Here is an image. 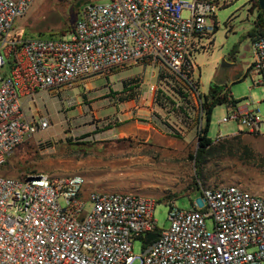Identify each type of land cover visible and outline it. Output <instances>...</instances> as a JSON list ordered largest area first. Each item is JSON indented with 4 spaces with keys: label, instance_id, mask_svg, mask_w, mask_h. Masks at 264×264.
<instances>
[{
    "label": "built area",
    "instance_id": "built-area-1",
    "mask_svg": "<svg viewBox=\"0 0 264 264\" xmlns=\"http://www.w3.org/2000/svg\"><path fill=\"white\" fill-rule=\"evenodd\" d=\"M33 1L0 0V167L48 128L44 118H25L21 96L71 89L90 76L137 65L187 81L190 51L212 35L220 4L90 0L68 38L11 36ZM252 47L247 73L264 86V33ZM228 107L220 123L236 121L247 133H260L257 111ZM84 186L78 174L0 175V264H264V197L237 184L203 189L190 210L171 200L162 229L153 218L154 199ZM148 234L156 237L146 244ZM136 239L143 242L140 256L133 255Z\"/></svg>",
    "mask_w": 264,
    "mask_h": 264
},
{
    "label": "rangeland",
    "instance_id": "rangeland-1",
    "mask_svg": "<svg viewBox=\"0 0 264 264\" xmlns=\"http://www.w3.org/2000/svg\"><path fill=\"white\" fill-rule=\"evenodd\" d=\"M87 1L34 0L14 23L11 36L68 38ZM219 2L212 35L196 41L190 51L187 81L165 69L137 65L90 76L71 89L29 97L26 113L46 119L48 128L18 146L0 167V175L22 179L36 173L78 174L85 191L154 199L153 218L160 229L169 225L171 200L177 208L190 210L206 188L237 184L264 197V86L253 85L247 73L254 54L247 33L256 13L251 0ZM222 61L228 66L222 68ZM211 84L225 86L236 108L247 104L263 122L259 134L247 133L236 121L220 123L229 107L217 105L207 136L216 146L236 137L235 147L244 151L247 146L254 160L243 158L241 150L229 152L226 145L197 163V134L206 125L201 96ZM206 225L211 229V221ZM142 251V240H134L133 255Z\"/></svg>",
    "mask_w": 264,
    "mask_h": 264
},
{
    "label": "trees",
    "instance_id": "trees-1",
    "mask_svg": "<svg viewBox=\"0 0 264 264\" xmlns=\"http://www.w3.org/2000/svg\"><path fill=\"white\" fill-rule=\"evenodd\" d=\"M251 7L252 10L256 13V18L253 23V27L251 30L248 31L247 36L251 39L253 42L256 37L262 35L264 33V10H261L258 6L257 0H251ZM54 38V37H49ZM246 76V75H245ZM245 76L240 80L242 81ZM202 101H201V110L204 114V117L206 119V125L205 128L197 134L198 136V149L196 152V161L199 163L198 159H204L206 154L209 152L215 153L216 148H219V150L222 151V149H226V145H228V151L231 152L233 149L241 150L243 158H246L248 160H254L255 156L252 153V150H250L247 146H243L244 151L241 149V147L237 146L236 144V137H232L230 139L224 140V142L220 146H216L213 144L210 137L207 136V130L209 126L210 116L212 113V110L217 105L222 104H231L232 106H235L237 101H235L232 96L230 95L228 89L225 86H220L217 84H211L207 94L202 95ZM262 163H264V158L260 159Z\"/></svg>",
    "mask_w": 264,
    "mask_h": 264
},
{
    "label": "crops",
    "instance_id": "crops-1",
    "mask_svg": "<svg viewBox=\"0 0 264 264\" xmlns=\"http://www.w3.org/2000/svg\"><path fill=\"white\" fill-rule=\"evenodd\" d=\"M251 42H252V41H251ZM252 78H254V80H253V85H255L254 81L257 80V79H256L255 76H253ZM255 86H260V85L258 84V85H255ZM37 93H38L37 95L43 97V96H45L46 94H48V93H52V92H43V91H39V92H37ZM28 98H29V97L26 96V95L21 96V102H22V107H23V112H24L25 118H26L27 120H29V121L37 120L38 118L36 119V118H32L31 116L29 117L28 114L26 113L27 109L24 108V106H25V102H26V100H27ZM247 106H248V105L246 104V105L241 106V107H238V108H236V106H233V107L236 108V109H239V110H245V109H247ZM247 110H248V109H247ZM4 176H7V175H4ZM8 177H9V176H8ZM12 178H17V177H12Z\"/></svg>",
    "mask_w": 264,
    "mask_h": 264
},
{
    "label": "water",
    "instance_id": "water-1",
    "mask_svg": "<svg viewBox=\"0 0 264 264\" xmlns=\"http://www.w3.org/2000/svg\"><path fill=\"white\" fill-rule=\"evenodd\" d=\"M258 6L261 10H264V0H257ZM222 68L228 66L224 61H222ZM156 237V234H148L145 243H149L151 240H153Z\"/></svg>",
    "mask_w": 264,
    "mask_h": 264
}]
</instances>
